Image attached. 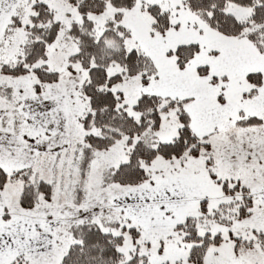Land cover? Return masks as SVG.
I'll return each instance as SVG.
<instances>
[{"label":"snow or ice","instance_id":"obj_1","mask_svg":"<svg viewBox=\"0 0 264 264\" xmlns=\"http://www.w3.org/2000/svg\"><path fill=\"white\" fill-rule=\"evenodd\" d=\"M0 264H264V0H0Z\"/></svg>","mask_w":264,"mask_h":264}]
</instances>
